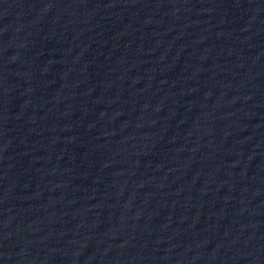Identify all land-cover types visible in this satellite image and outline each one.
Here are the masks:
<instances>
[{
  "label": "water",
  "instance_id": "water-1",
  "mask_svg": "<svg viewBox=\"0 0 264 264\" xmlns=\"http://www.w3.org/2000/svg\"><path fill=\"white\" fill-rule=\"evenodd\" d=\"M134 264H264V0H222Z\"/></svg>",
  "mask_w": 264,
  "mask_h": 264
}]
</instances>
